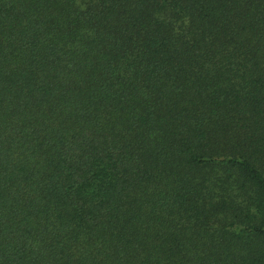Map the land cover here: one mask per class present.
Here are the masks:
<instances>
[{
  "label": "trees",
  "instance_id": "obj_1",
  "mask_svg": "<svg viewBox=\"0 0 264 264\" xmlns=\"http://www.w3.org/2000/svg\"><path fill=\"white\" fill-rule=\"evenodd\" d=\"M0 264H264V0H0Z\"/></svg>",
  "mask_w": 264,
  "mask_h": 264
}]
</instances>
